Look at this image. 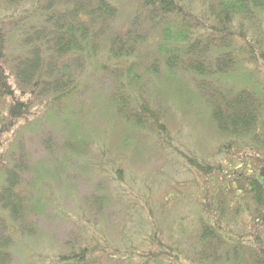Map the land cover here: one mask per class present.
<instances>
[{
  "label": "rangeland",
  "instance_id": "1",
  "mask_svg": "<svg viewBox=\"0 0 264 264\" xmlns=\"http://www.w3.org/2000/svg\"><path fill=\"white\" fill-rule=\"evenodd\" d=\"M115 1L118 8L110 20L111 30L124 35V29L137 20L133 27L147 35L128 60L110 59L102 36L96 39L98 50L91 55L83 51L55 58L49 41L35 37L48 14L68 6L66 0H53L49 10L44 8L47 0H0V22L8 35L10 81L19 98L29 102L26 116L0 135V163L5 166L0 189L14 172L22 200L17 216L0 206V242L8 237L10 251L0 264L199 263L200 230L193 208L198 200H207L205 187L211 196L215 184L224 179L212 177L189 158L218 163L224 157L218 147L224 139L210 118L197 74L186 66L169 71L155 52L161 32L158 25H163L144 17L139 0ZM211 1L193 0L192 6L203 8ZM253 23L247 34L257 47V35L264 31V12ZM231 40L232 45L247 43L244 36ZM36 41L49 80L37 92L22 93L16 71L30 57ZM219 51L211 50V60ZM245 55L238 57L233 72L214 74L211 87H263L260 58ZM156 58L159 69L153 72L148 68ZM136 61L137 71L146 80L141 94L156 106L162 105L161 100L168 104L165 118L162 116L166 124L163 135L131 127L121 114L108 111L115 83H130L128 64ZM188 62L186 59L184 64ZM118 63L120 67H115ZM69 76L73 78L70 84L78 82L76 87L51 103L59 93L57 82ZM10 102L9 96H0V119L7 116ZM71 134L74 146L66 143ZM241 216L233 224L238 232L247 227V219ZM184 227L187 232L183 235ZM249 242L244 237L243 243ZM173 244L184 254L177 255ZM83 246L87 247L83 260L60 258L81 252Z\"/></svg>",
  "mask_w": 264,
  "mask_h": 264
},
{
  "label": "trees",
  "instance_id": "2",
  "mask_svg": "<svg viewBox=\"0 0 264 264\" xmlns=\"http://www.w3.org/2000/svg\"><path fill=\"white\" fill-rule=\"evenodd\" d=\"M53 3V0H47L44 8L49 10ZM66 3L68 6L63 10L48 14L45 25L35 37H44L49 41L55 58L83 51L91 55V52H97L96 39L102 36L110 59L128 60L147 38L146 33H139L133 27L137 26V20L124 29V35L111 30L110 20L118 8L115 0H66ZM192 3L193 0H139V9L146 19L163 25H158L161 32L155 52L163 57L167 69L174 71L175 67H188L200 78L197 84L210 107V118L222 141L224 139L218 146L224 157H220L218 163L189 158L202 171L224 179L222 183L215 184L211 196L205 187L207 200H198L199 207L196 205L193 208L200 230L197 264L203 260L209 261V264H264V86L254 84L235 90L224 85L214 88L210 83L214 74H220L218 72H233L238 67V57L245 52V56L251 59L260 58L264 66V31L257 35V47L247 34V30L254 26V18L264 12V0H213L203 8H194ZM236 21L239 27L235 25ZM233 36L235 39L244 36L247 43L232 45ZM7 41L8 35L0 22V96L11 98L7 116L0 119V135L29 112V102L19 98L10 81L6 66ZM36 43L30 57L23 61L24 66L22 64L16 71L22 93L37 92L39 85L49 80L44 74L41 46ZM213 48H220V51L211 60ZM186 59L188 65L184 64ZM56 61L50 64L51 70ZM137 67V61L128 64L130 83H115L108 100L112 109L108 111L121 114L131 127L163 135L166 124L162 116L165 118L168 104L161 100L162 105L156 106L145 99L141 92H144L146 80ZM148 69L158 71L157 58L153 59ZM71 79L69 76L68 80L57 82L56 91L59 93L50 98L51 103L55 104L76 87L78 82L70 84ZM72 136L66 139V143L74 146ZM3 168L5 166L0 163V173ZM15 175L10 172L9 183L3 190L0 189V206L9 208L17 216L21 214L22 200L15 188ZM242 214L247 219V227L244 232H238L233 224ZM181 231L184 235L186 227ZM244 237L250 239L249 244L243 243ZM8 240L7 237L0 242V260L9 256ZM86 248L83 246L81 252H72L60 258L83 260ZM171 248L176 250L177 255L179 252L184 254L178 245L173 244Z\"/></svg>",
  "mask_w": 264,
  "mask_h": 264
}]
</instances>
